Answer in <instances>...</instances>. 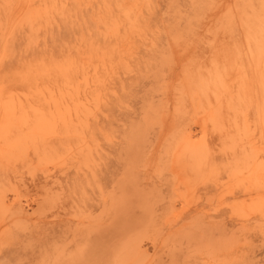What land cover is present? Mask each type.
Returning a JSON list of instances; mask_svg holds the SVG:
<instances>
[{"label":"rangeland","instance_id":"1","mask_svg":"<svg viewBox=\"0 0 264 264\" xmlns=\"http://www.w3.org/2000/svg\"><path fill=\"white\" fill-rule=\"evenodd\" d=\"M0 264H264V0H0Z\"/></svg>","mask_w":264,"mask_h":264}]
</instances>
